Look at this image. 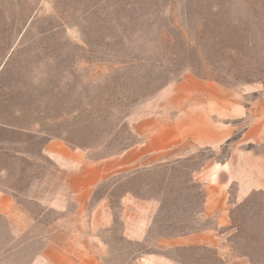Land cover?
I'll return each mask as SVG.
<instances>
[{"label":"rangeland","instance_id":"374dc122","mask_svg":"<svg viewBox=\"0 0 264 264\" xmlns=\"http://www.w3.org/2000/svg\"><path fill=\"white\" fill-rule=\"evenodd\" d=\"M213 86L262 116L264 0H0V122L31 131L0 128V165L9 170L0 186L17 193L18 204L10 221L0 216V264H95L92 257L100 264H264V206L256 199L231 207L233 221L221 230L227 236L217 239L221 254L209 237L205 246L179 244L214 226L199 215L206 190L193 176L226 158V146L103 182L93 203L108 200L106 227L101 213L90 220L94 205L71 204L65 217L27 199L39 196L38 178L52 181L53 165L41 155L47 140L94 161L112 158L145 140L152 120L171 117L165 102L180 107L191 92ZM246 148L264 153V144ZM127 194L160 202L142 242L123 237Z\"/></svg>","mask_w":264,"mask_h":264},{"label":"crops","instance_id":"0c3cea01","mask_svg":"<svg viewBox=\"0 0 264 264\" xmlns=\"http://www.w3.org/2000/svg\"><path fill=\"white\" fill-rule=\"evenodd\" d=\"M191 93L195 98L188 96L180 107L165 102L166 108L170 107L168 110L172 111L171 117L152 120L154 123L145 140L112 158L94 161L87 151L73 148L61 139L47 140L41 148V155L53 165L52 181L45 176L38 178L36 182L40 190L39 196L27 199L42 207L44 213L54 211L64 213L65 217L73 214L68 208L71 204L79 207L94 205L90 220L95 221L96 215L101 213L105 217L106 227L113 220L108 200L103 198L100 202L93 203L94 193L103 182L125 174L127 169L135 171L145 167L173 165L193 157L199 151L208 149L217 153L226 146L229 150L226 158H214L193 176L194 182L206 190L199 215L211 218L214 226L179 238L185 242H179L181 246L188 245L187 242L191 239L192 242L196 240L195 244L198 246H205L206 238H213V246L221 254L223 250L218 246L219 241L227 236L221 230L233 221L231 207L248 206L255 199L258 200L257 204L264 206V153L246 148L264 144V102L260 105L262 116L253 117L249 110L254 109L255 104L251 108L244 107L230 100L228 93H224L221 87H203L198 92ZM0 128L14 133H31L30 130L15 128L11 123L5 122H0ZM4 140L0 138V142ZM186 145H189L190 150L185 149ZM5 155L10 158L26 156L20 152H5ZM8 173L9 170L0 165V175ZM233 188L236 190L235 194ZM16 194L0 186V216L7 221L11 220L18 209ZM121 205L123 237L136 242L144 241L153 225L160 202L142 200L127 194L121 197ZM132 215L137 217L133 219ZM61 222L60 218L54 225ZM49 249L51 247L45 249V256ZM91 259L93 263L100 264L97 258ZM42 260L46 261V258L42 257Z\"/></svg>","mask_w":264,"mask_h":264}]
</instances>
